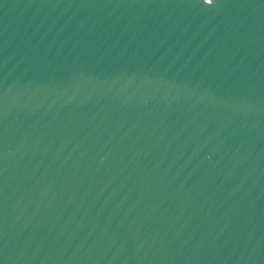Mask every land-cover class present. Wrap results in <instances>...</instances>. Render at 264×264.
Listing matches in <instances>:
<instances>
[{
  "label": "water",
  "instance_id": "obj_1",
  "mask_svg": "<svg viewBox=\"0 0 264 264\" xmlns=\"http://www.w3.org/2000/svg\"><path fill=\"white\" fill-rule=\"evenodd\" d=\"M0 264H264V0H0Z\"/></svg>",
  "mask_w": 264,
  "mask_h": 264
}]
</instances>
